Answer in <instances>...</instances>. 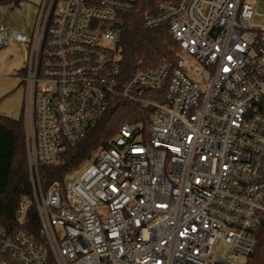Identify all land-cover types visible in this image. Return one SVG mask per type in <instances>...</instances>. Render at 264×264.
<instances>
[{
    "label": "built area",
    "instance_id": "obj_1",
    "mask_svg": "<svg viewBox=\"0 0 264 264\" xmlns=\"http://www.w3.org/2000/svg\"><path fill=\"white\" fill-rule=\"evenodd\" d=\"M137 0H44L22 80L31 194L0 224V264H240L264 237V0H158L173 57L120 81L119 33ZM115 96L151 112L124 123L64 184L39 163L77 146Z\"/></svg>",
    "mask_w": 264,
    "mask_h": 264
},
{
    "label": "trees",
    "instance_id": "obj_2",
    "mask_svg": "<svg viewBox=\"0 0 264 264\" xmlns=\"http://www.w3.org/2000/svg\"><path fill=\"white\" fill-rule=\"evenodd\" d=\"M24 0H0V6H19ZM158 0H137L136 9L124 14L116 24L119 33L120 81L127 82L139 66L154 67L164 57H173L174 40L167 36V26L147 29L142 24L146 10L154 9ZM26 68L22 69V76ZM24 83V82H23ZM151 111L121 96H115L103 117L91 127L77 146L62 154L57 163H39L42 184H64L67 177L80 170L100 146H108L124 123L150 120ZM24 115L14 119L0 114V224L12 223L14 209L23 194H31ZM246 264H264V237Z\"/></svg>",
    "mask_w": 264,
    "mask_h": 264
},
{
    "label": "rangeland",
    "instance_id": "obj_3",
    "mask_svg": "<svg viewBox=\"0 0 264 264\" xmlns=\"http://www.w3.org/2000/svg\"><path fill=\"white\" fill-rule=\"evenodd\" d=\"M44 0H24L19 6H0V22L31 32ZM29 45L8 41L0 47V114L21 119L26 102V86L22 69L28 64ZM85 164V163H84ZM84 166V165H83ZM231 246L222 243L217 254L234 263H245V258L231 253Z\"/></svg>",
    "mask_w": 264,
    "mask_h": 264
},
{
    "label": "water",
    "instance_id": "obj_4",
    "mask_svg": "<svg viewBox=\"0 0 264 264\" xmlns=\"http://www.w3.org/2000/svg\"><path fill=\"white\" fill-rule=\"evenodd\" d=\"M73 177H74L73 174H70V175L68 176L69 179H72Z\"/></svg>",
    "mask_w": 264,
    "mask_h": 264
},
{
    "label": "crops",
    "instance_id": "obj_5",
    "mask_svg": "<svg viewBox=\"0 0 264 264\" xmlns=\"http://www.w3.org/2000/svg\"><path fill=\"white\" fill-rule=\"evenodd\" d=\"M11 41L16 42V41H14V40H11ZM18 43H19V42H18Z\"/></svg>",
    "mask_w": 264,
    "mask_h": 264
}]
</instances>
